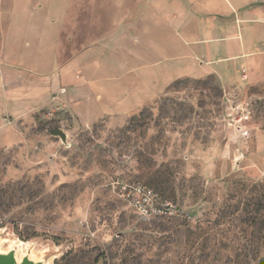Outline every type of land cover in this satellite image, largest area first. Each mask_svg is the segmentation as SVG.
I'll list each match as a JSON object with an SVG mask.
<instances>
[{"label":"rangeland","instance_id":"374dc122","mask_svg":"<svg viewBox=\"0 0 264 264\" xmlns=\"http://www.w3.org/2000/svg\"><path fill=\"white\" fill-rule=\"evenodd\" d=\"M149 1L0 0V253L264 264V59L205 73L195 31L177 68L183 49L139 29ZM116 184L183 216L138 215Z\"/></svg>","mask_w":264,"mask_h":264},{"label":"crops","instance_id":"0c3cea01","mask_svg":"<svg viewBox=\"0 0 264 264\" xmlns=\"http://www.w3.org/2000/svg\"><path fill=\"white\" fill-rule=\"evenodd\" d=\"M149 2L147 22L139 29H147L145 33L149 35H165L169 47L178 44L183 49L179 69L185 71L194 65L185 49L191 47L190 33L195 31L199 32L196 41L205 48L199 56L205 60L199 70L205 73H215L223 78L226 71L234 72L233 67H246L252 73L256 69V60L264 59V0ZM155 10L160 13L153 14ZM165 74L160 80L154 79L157 84L163 85L172 78L168 69ZM247 77V74L244 78L241 76V80Z\"/></svg>","mask_w":264,"mask_h":264},{"label":"built area","instance_id":"2783aa9c","mask_svg":"<svg viewBox=\"0 0 264 264\" xmlns=\"http://www.w3.org/2000/svg\"><path fill=\"white\" fill-rule=\"evenodd\" d=\"M116 185L115 188H118L121 198L127 201L130 208L138 215L150 218L183 216V212L173 201L161 199L157 193L142 184Z\"/></svg>","mask_w":264,"mask_h":264},{"label":"water","instance_id":"95a60500","mask_svg":"<svg viewBox=\"0 0 264 264\" xmlns=\"http://www.w3.org/2000/svg\"><path fill=\"white\" fill-rule=\"evenodd\" d=\"M53 136L60 138L62 142H66L65 134L61 130H56L53 133ZM0 264H42L39 261L34 262L32 259L24 256L21 258V261L18 262L15 259L14 254L12 251L6 252L5 254L0 253Z\"/></svg>","mask_w":264,"mask_h":264},{"label":"bare ground","instance_id":"6f19581e","mask_svg":"<svg viewBox=\"0 0 264 264\" xmlns=\"http://www.w3.org/2000/svg\"><path fill=\"white\" fill-rule=\"evenodd\" d=\"M15 259H17V261H18V262H20V261H21L20 259H18V258H16V257H15Z\"/></svg>","mask_w":264,"mask_h":264}]
</instances>
